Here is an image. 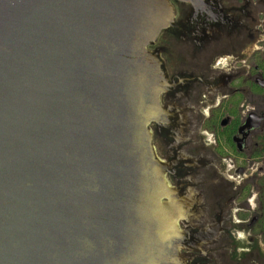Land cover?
Returning a JSON list of instances; mask_svg holds the SVG:
<instances>
[{"label":"water","instance_id":"95a60500","mask_svg":"<svg viewBox=\"0 0 264 264\" xmlns=\"http://www.w3.org/2000/svg\"><path fill=\"white\" fill-rule=\"evenodd\" d=\"M172 19L168 0H0V264H179L148 131L147 46Z\"/></svg>","mask_w":264,"mask_h":264},{"label":"flooded vegetation","instance_id":"af4514ba","mask_svg":"<svg viewBox=\"0 0 264 264\" xmlns=\"http://www.w3.org/2000/svg\"><path fill=\"white\" fill-rule=\"evenodd\" d=\"M168 2L173 19L147 46L165 81L148 131L172 185V250L264 264V0Z\"/></svg>","mask_w":264,"mask_h":264},{"label":"rangeland","instance_id":"374dc122","mask_svg":"<svg viewBox=\"0 0 264 264\" xmlns=\"http://www.w3.org/2000/svg\"><path fill=\"white\" fill-rule=\"evenodd\" d=\"M164 79V78H163ZM162 82V85L164 84V82L165 81H161ZM155 143H152V148H153V151H154V153H155V155H156V157L158 158V159H161V157L159 156V153H158V150H157V146H156V144L154 145ZM156 146V147H155ZM171 185V184H170ZM172 186V185H171ZM184 211H185V209H184ZM187 214V216H188V213H186ZM186 214H185V217H186ZM180 220H182V219H180ZM179 220V221H180ZM178 221V222H179ZM176 254H177V257H178V259H179V264H188V262H187V260H186V257H184L185 255L181 252V251H176Z\"/></svg>","mask_w":264,"mask_h":264}]
</instances>
